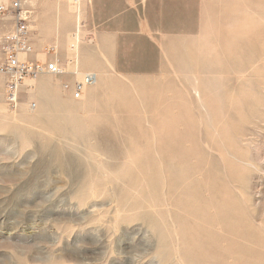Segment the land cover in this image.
Masks as SVG:
<instances>
[{
	"label": "rangeland",
	"instance_id": "374dc122",
	"mask_svg": "<svg viewBox=\"0 0 264 264\" xmlns=\"http://www.w3.org/2000/svg\"><path fill=\"white\" fill-rule=\"evenodd\" d=\"M26 4L66 71L1 83L0 264H264V0Z\"/></svg>",
	"mask_w": 264,
	"mask_h": 264
},
{
	"label": "built area",
	"instance_id": "2783aa9c",
	"mask_svg": "<svg viewBox=\"0 0 264 264\" xmlns=\"http://www.w3.org/2000/svg\"><path fill=\"white\" fill-rule=\"evenodd\" d=\"M27 1L0 0V81L4 84L6 101L13 109L19 104L20 88L28 78L42 74L59 75L66 71L58 60L38 57L30 29L33 12ZM71 1L81 4L84 0ZM94 80L95 74H89L76 81L74 98L80 99L85 85Z\"/></svg>",
	"mask_w": 264,
	"mask_h": 264
},
{
	"label": "crops",
	"instance_id": "0c3cea01",
	"mask_svg": "<svg viewBox=\"0 0 264 264\" xmlns=\"http://www.w3.org/2000/svg\"><path fill=\"white\" fill-rule=\"evenodd\" d=\"M81 8L85 10L86 15L90 18L93 16L96 18L98 14L104 13L106 23L103 25L107 28V0H86V2L81 4ZM0 81V86H1Z\"/></svg>",
	"mask_w": 264,
	"mask_h": 264
},
{
	"label": "bare ground",
	"instance_id": "6f19581e",
	"mask_svg": "<svg viewBox=\"0 0 264 264\" xmlns=\"http://www.w3.org/2000/svg\"><path fill=\"white\" fill-rule=\"evenodd\" d=\"M81 6V5H80ZM89 74H94V73H87L83 79H85V77ZM95 77H96V73H95ZM92 84V89L91 90H94L95 88H97L99 86V81L97 78H95V80L91 83Z\"/></svg>",
	"mask_w": 264,
	"mask_h": 264
}]
</instances>
